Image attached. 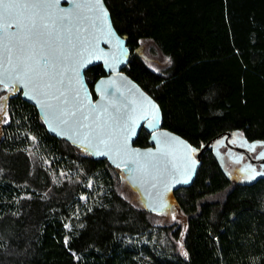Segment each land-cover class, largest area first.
Returning <instances> with one entry per match:
<instances>
[{"label":"trees","instance_id":"1","mask_svg":"<svg viewBox=\"0 0 264 264\" xmlns=\"http://www.w3.org/2000/svg\"><path fill=\"white\" fill-rule=\"evenodd\" d=\"M105 2L131 49L124 72L164 128L198 149L227 134L264 143V0ZM147 41L164 70L140 53ZM105 75L86 72L91 90ZM3 89L0 264H264V179H232L210 146L175 194L180 216L161 222L125 195L122 169L51 135L21 91Z\"/></svg>","mask_w":264,"mask_h":264},{"label":"water","instance_id":"2","mask_svg":"<svg viewBox=\"0 0 264 264\" xmlns=\"http://www.w3.org/2000/svg\"><path fill=\"white\" fill-rule=\"evenodd\" d=\"M26 2L38 6L22 10L23 32L13 27L0 39V85L21 91L51 135L122 169L147 212L162 214L173 207L176 192L195 181L210 146L215 151L222 144L250 150L262 146L248 159L253 168L261 167L254 179H264V143L241 137L235 145L234 136L227 134L198 149L163 127L159 103L124 72L131 49L116 30L105 0ZM33 23L41 33L38 42L23 39ZM42 55L49 57L47 65L38 63ZM98 65L106 75L91 90L86 72ZM132 121L135 128L129 135ZM143 128L151 133L145 148L135 146Z\"/></svg>","mask_w":264,"mask_h":264},{"label":"rangeland","instance_id":"3","mask_svg":"<svg viewBox=\"0 0 264 264\" xmlns=\"http://www.w3.org/2000/svg\"><path fill=\"white\" fill-rule=\"evenodd\" d=\"M140 53L146 59V61L155 69L157 70H164L167 65V59L156 50L153 43L151 42H144ZM6 89H3V86L0 85V112L3 109V102H4V94ZM239 136V135H238ZM241 138V137H240ZM255 148L252 150L254 152ZM257 152V151H256ZM232 156H235V152L232 155H229L228 152L223 148L222 153L219 155V160L227 172V174L234 180L239 182L249 181L250 177L246 175V173H242L240 171L241 164L238 161H235ZM125 195L128 197L136 205H142L140 197L137 192L133 191L130 187L125 189ZM178 216H180V212L178 211L176 205L174 204L173 207L164 213L161 214L159 221L161 222H170L175 220Z\"/></svg>","mask_w":264,"mask_h":264},{"label":"snow or ice","instance_id":"4","mask_svg":"<svg viewBox=\"0 0 264 264\" xmlns=\"http://www.w3.org/2000/svg\"><path fill=\"white\" fill-rule=\"evenodd\" d=\"M37 6L38 5L35 3L26 2V0H0V32L4 33V37H0V39L7 37L9 35V29L13 27L19 28L21 32H23L24 24L21 19L23 16L22 10L36 8ZM77 7H80V5H77ZM104 15L106 16L107 13L105 12ZM40 36L41 33L36 28L35 23H33L29 31L24 34L23 39L38 42L40 40ZM41 62L44 65H47L49 63V57L47 55H42L39 58L38 63ZM72 115H75V113ZM134 128L135 121H132L131 126L128 128L129 135L132 133ZM184 182L187 183L188 181L185 180Z\"/></svg>","mask_w":264,"mask_h":264},{"label":"flooded vegetation","instance_id":"5","mask_svg":"<svg viewBox=\"0 0 264 264\" xmlns=\"http://www.w3.org/2000/svg\"><path fill=\"white\" fill-rule=\"evenodd\" d=\"M237 142L241 143V139L238 136H234L232 143L236 145ZM238 145H239L238 149H235V147L229 148L226 144H222L221 146H219V148L216 152H217L218 156L222 153L223 148L226 150V152H228L229 155H232V153L235 152V156L234 157L232 156V158L241 164L240 171L242 173H246V175H248L250 177V180H253L254 178H252V177H253L254 172L261 170V167H260V165H256L254 168L252 166H250L248 155L255 157L256 154L262 149V146H256L254 152H252V150H250V148L248 146H245L242 144H238ZM240 146L241 147L244 146V147L241 148ZM242 149H245L247 151L249 150L248 154L245 151H242Z\"/></svg>","mask_w":264,"mask_h":264}]
</instances>
